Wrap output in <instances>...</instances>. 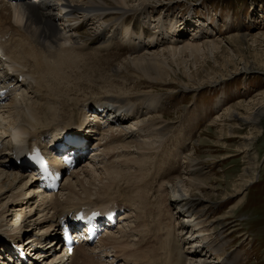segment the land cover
<instances>
[{"label": "bare ground", "instance_id": "1", "mask_svg": "<svg viewBox=\"0 0 264 264\" xmlns=\"http://www.w3.org/2000/svg\"><path fill=\"white\" fill-rule=\"evenodd\" d=\"M164 1L26 0L17 5L0 1V85L4 83L0 90L8 91L5 97L0 95V264H37L38 259L31 251L33 246H41L50 229L53 228L52 232L56 234L57 227L73 211H104L116 206L128 209L129 220L104 238L99 248H82L67 258L62 253L50 258L48 252H39L43 253L38 257L44 258L42 264H114L116 260L120 264L235 262L231 256L225 263L214 257L215 252L227 253V245L221 233L206 234L208 225L213 226L209 214L214 207L210 203L214 196H203L202 191L210 188L212 181L199 159L186 157L181 151L187 141L183 139L186 127L176 128L179 136L174 142L168 136L173 127L154 116L157 114L163 119L167 114L162 97L139 96V104L150 103L147 110L130 102L131 94L118 93V96L108 91L106 99L92 98L83 105L84 99L77 97L79 93L71 97L77 91L76 82L91 81V65L98 63L99 53L111 49L116 40L139 50L128 60L137 72L152 82L163 84L168 83L169 59L173 61L178 55L187 54L197 58L205 49H219L215 41H206L203 45L189 42L179 47L175 41V44L170 41L168 24L163 21L152 31L148 14L158 10L151 5L156 3L162 12H167L171 0ZM64 11L66 15L59 19ZM180 24L187 26L188 23ZM170 26L174 32L182 29L181 26ZM178 33L182 34L181 31ZM246 39L247 35H237L230 42L240 46ZM257 67L260 66L245 65L243 73L248 74ZM257 70L262 72L264 67ZM22 76L24 79L20 80ZM225 79L212 78L208 83L219 84ZM7 81L11 83L6 84ZM204 83L196 85L199 87ZM28 88L36 94L34 99L25 93ZM20 89H24L23 95L18 94ZM89 108L92 113H107L112 118L109 121L114 120L115 124L106 129L97 122L94 129L98 133L95 135L98 144L93 151L94 161H84L80 171L63 181L57 195L42 196L35 191L36 181L21 172L18 160L38 147L48 135L60 136L80 129ZM239 112L231 107L212 126L223 122V118L238 128L243 125L257 127L262 123V111L253 118L241 116ZM151 115L152 119L148 118ZM132 120L137 122L140 132L148 130L152 140L138 139L135 130L125 126ZM113 126L118 127L117 133ZM254 139L252 134L245 136V147H253L250 144ZM167 142H173L172 148L177 150L171 151ZM133 147L137 149V157L132 156L135 154ZM158 154L161 157H157ZM98 157L101 158L99 163L96 162ZM174 157L187 158L188 170L183 178L156 183L157 196H154V185L148 182H158L157 178L163 180L166 175L156 172L154 177L150 176V171L159 164L178 163L172 160ZM88 162L90 165L86 166ZM246 173L232 190L239 195L257 177L254 162L249 163ZM216 221L217 228L228 227L226 220ZM18 248L26 255L25 262ZM100 253L113 260L105 261Z\"/></svg>", "mask_w": 264, "mask_h": 264}, {"label": "rangeland", "instance_id": "2", "mask_svg": "<svg viewBox=\"0 0 264 264\" xmlns=\"http://www.w3.org/2000/svg\"><path fill=\"white\" fill-rule=\"evenodd\" d=\"M151 6L158 10L155 14H148L147 20L152 21V31L157 29L158 22L163 21L168 24L167 34L170 41H175L179 47L189 42L203 45L206 41H215L219 44V49H205L197 58L187 54L178 55L173 61L169 59L168 83L163 84L152 82L150 78L137 72L128 60L135 57L139 50L116 40L111 49L99 53L101 63L91 65V81L76 82L77 91L71 97L79 93L77 97L84 99L81 101L83 105L92 98L106 99L108 91L114 95L131 94L133 97L130 102L145 109L150 103L139 104V96L162 97L167 114L163 119L160 115L154 116L173 127L174 130H170L172 132L168 136L174 142L179 136L176 128L180 125L186 127L187 133L184 132L183 139L187 141L181 151L186 157L199 159L205 174L212 181L210 188L202 191L203 196H214L210 202L214 207L212 214H209V221H213V226L211 228L209 222L205 224L208 225L206 234L215 236L221 233L227 245V253L215 252L214 257L222 261L221 263H225L231 256L235 258L233 264H264V70L263 73L257 70L264 67V0H171L167 12H162L159 8L161 6L156 3ZM182 22H187V26H181ZM170 25L181 26L182 34L178 33L179 28L176 32L170 30ZM237 35H247L246 43L239 46L230 42ZM245 65L260 67L245 74ZM222 77L226 79L219 84L208 83L212 78L219 80ZM200 82L205 83L197 87L196 83ZM33 95L35 94H29V97ZM231 107L240 111L241 116L251 118L262 111V123L257 127L243 125L238 128L223 118V122L212 126ZM151 117L152 115L148 118ZM125 126L133 128L138 139L152 140L149 139L148 130H138L136 121H128ZM117 128L112 127L114 131ZM250 134L255 138L250 144L253 147H245L244 138ZM171 143L173 142H167V145L175 152L177 149L172 148L174 145ZM132 150L135 152L132 156L137 157L136 147ZM157 157H161V154ZM153 158L154 156L149 159ZM186 159L174 157L172 160L178 163L172 161L171 164H159L152 168L150 176L156 177V172L166 175L163 180L157 178L158 182H148L154 185V196H157L156 183L184 177L189 168ZM250 162L255 163L257 177L239 195L232 190L235 185L240 184L244 174H248L246 170ZM243 197V201L238 204ZM217 219L226 220L228 227L223 230L221 227L217 228Z\"/></svg>", "mask_w": 264, "mask_h": 264}, {"label": "snow or ice", "instance_id": "3", "mask_svg": "<svg viewBox=\"0 0 264 264\" xmlns=\"http://www.w3.org/2000/svg\"><path fill=\"white\" fill-rule=\"evenodd\" d=\"M95 215H98V213H96Z\"/></svg>", "mask_w": 264, "mask_h": 264}]
</instances>
